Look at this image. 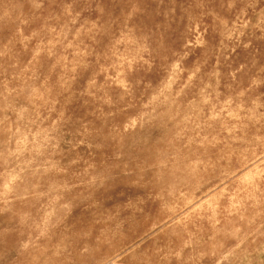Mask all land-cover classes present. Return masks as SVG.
I'll return each instance as SVG.
<instances>
[{
	"label": "rangeland",
	"instance_id": "obj_1",
	"mask_svg": "<svg viewBox=\"0 0 264 264\" xmlns=\"http://www.w3.org/2000/svg\"><path fill=\"white\" fill-rule=\"evenodd\" d=\"M0 264H264V0H0Z\"/></svg>",
	"mask_w": 264,
	"mask_h": 264
}]
</instances>
